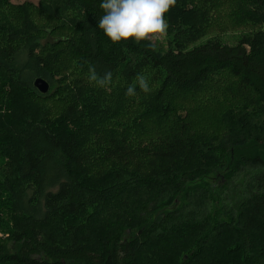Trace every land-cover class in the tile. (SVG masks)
<instances>
[{
	"label": "trees",
	"instance_id": "1",
	"mask_svg": "<svg viewBox=\"0 0 264 264\" xmlns=\"http://www.w3.org/2000/svg\"><path fill=\"white\" fill-rule=\"evenodd\" d=\"M59 1L83 15L71 34L51 37L53 28L44 29L47 45L55 46L48 53L38 51V29L30 20L0 37V111L7 109L0 113V161L5 159L0 163V264H140L159 232L197 220L207 227L212 216L207 204L217 213L213 201L227 208L218 213L232 226L231 240H208L196 251L191 245L187 258L174 252L178 264H264V153L251 147L264 146L257 135L264 129L249 118L211 140L192 131L174 110L178 96H198L209 77L224 72L264 102V0H239L252 20L239 42L214 36L182 49L172 41L164 51L148 47V41H108L96 28L99 0ZM192 36L185 42L197 35ZM67 52L69 64L63 62ZM89 69L98 79L110 74V81L98 86L89 80ZM141 75L149 82L148 93L136 85ZM37 76L56 87L38 93L32 86ZM128 86L135 87V96L125 95ZM32 97L61 98L68 122L58 124L49 113L25 116L22 111L31 108L25 98ZM129 105L139 118L154 117V126L126 127L129 117L123 113ZM255 125L260 130H253ZM12 127L19 129L13 136L4 132ZM115 166L126 179L115 188L100 184L106 167ZM214 174L221 186L249 177L230 198L210 192L212 178L203 179ZM135 188L147 197L127 208L122 227L94 235L84 216L106 212L118 202L117 194Z\"/></svg>",
	"mask_w": 264,
	"mask_h": 264
},
{
	"label": "rangeland",
	"instance_id": "2",
	"mask_svg": "<svg viewBox=\"0 0 264 264\" xmlns=\"http://www.w3.org/2000/svg\"><path fill=\"white\" fill-rule=\"evenodd\" d=\"M248 10V7H244V3L239 0H175L174 5L165 14V20L168 24L166 35L158 37L153 43L160 51H164L169 42L172 41H179V47L187 49L214 36L224 43L235 44L239 42L244 33L246 34L247 31L252 29L251 13ZM82 15L81 11L66 7L59 0H0V37H5L6 31L15 29L17 26L20 27L25 20H30L38 29L37 33L41 43L38 51H47L46 53H48L55 46L47 45L48 36L44 29L53 28L51 37L71 34L72 31H75L76 23ZM192 35H197L196 39L188 43L185 42L189 40L186 36L190 37ZM56 46L60 47L59 49L61 47L68 48L67 46ZM69 52L71 53L70 48ZM69 52L63 55L65 64L73 61L70 59ZM55 85L56 82L53 83L49 91H52L56 87ZM2 93L11 101V95L7 92V88L2 89ZM14 94L16 95L14 99H16L20 92L15 90ZM197 95L186 93L178 96L175 100L174 110L176 118H180L182 121L187 120L192 124H189L192 131H198L201 136L205 134L211 140H214L216 135L226 126L228 127L235 122H247L249 118H253L252 122H257L264 129V117L263 119L258 117V109H261V103L264 102L258 99V95L248 87L242 89L238 86L235 78L233 79L227 72L209 77L206 85L202 87ZM25 99L31 104V108L22 111L25 116H42L45 115L44 113H49L58 124L62 120L68 122L69 119L62 110L61 98L48 97L44 100V98L32 97ZM3 105L7 106L8 104L4 103ZM6 111L5 107V111L1 110L0 113L6 114ZM123 114L124 116L127 114L129 117V120L123 122L128 128L133 123H137L139 128L148 130V127H152L156 123V119L150 117L149 114L147 117L139 118L141 114L138 109L130 105L126 107ZM255 129L259 128L255 125L253 130ZM13 130L19 129L12 127L4 132L9 131L12 135ZM257 135L264 140V130L259 131ZM14 142L19 145L18 140ZM251 147L264 153V146L261 144ZM2 162H5V159L0 161V163ZM1 170L0 167V179ZM107 170L106 175L98 180L100 184L115 188L119 186L120 181L126 179L125 177L121 179L124 175L123 169L121 170L115 166L113 168L106 167ZM112 171H115L114 175L111 173ZM248 177V175H245L242 183ZM209 178L214 179V181L208 180ZM207 180L210 182L208 184L210 192H223L225 196L230 198H234L242 190V183L239 180L227 185L225 183L222 186L219 183L221 180L219 175L215 176L214 174L212 177L203 179L204 182ZM135 191H138V188L134 189V193ZM144 191H139L137 194L127 191L120 192L115 197L118 202L114 206L108 205L109 210L84 216L87 226L94 229V235L96 236H100L101 233H108L114 228L122 227V219L125 217L127 208L131 211L136 201L147 197ZM212 203L217 209V213L214 215L213 206L207 204L209 215H212L209 217L211 220L207 227H203L204 222L200 224L203 220H197V222H189L185 226L175 227L167 232H159L148 244V249L145 251L143 259L140 260V264H148V261L152 259L155 263L150 261V264H173L174 262V264H178L179 260L175 258L174 252H177L180 258L183 256L187 258L191 256L189 251L192 248L195 251L198 248H204L201 244L208 243V240L219 243L220 237L222 238L221 242L226 239L231 240L232 226L226 224V222H221L220 219L223 217L218 213L227 210V208H220L221 205L218 202L213 201ZM120 208L123 209L120 210ZM238 226H241V224ZM208 229H210L209 232H207ZM0 236H2L1 232ZM191 245H194V247L191 248Z\"/></svg>",
	"mask_w": 264,
	"mask_h": 264
},
{
	"label": "clouds",
	"instance_id": "3",
	"mask_svg": "<svg viewBox=\"0 0 264 264\" xmlns=\"http://www.w3.org/2000/svg\"><path fill=\"white\" fill-rule=\"evenodd\" d=\"M174 3L175 0H99L101 15L96 28L111 43L131 39L133 43L148 41V47H155L152 41L167 33L165 14ZM89 72V80L98 86L110 81V74L98 79L93 69ZM136 85L144 93L151 91L148 80L142 75L137 77ZM125 95L135 96V87L128 86Z\"/></svg>",
	"mask_w": 264,
	"mask_h": 264
},
{
	"label": "water",
	"instance_id": "4",
	"mask_svg": "<svg viewBox=\"0 0 264 264\" xmlns=\"http://www.w3.org/2000/svg\"><path fill=\"white\" fill-rule=\"evenodd\" d=\"M32 86L42 95L47 94L50 90L49 81L41 76H37L32 80Z\"/></svg>",
	"mask_w": 264,
	"mask_h": 264
}]
</instances>
